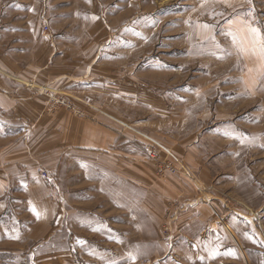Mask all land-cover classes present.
I'll list each match as a JSON object with an SVG mask.
<instances>
[{
	"label": "rangeland",
	"instance_id": "obj_1",
	"mask_svg": "<svg viewBox=\"0 0 264 264\" xmlns=\"http://www.w3.org/2000/svg\"><path fill=\"white\" fill-rule=\"evenodd\" d=\"M18 1H28L39 22L43 0ZM57 2L58 9L46 11L54 30L71 32L80 54L100 49L97 64L109 75H129L132 87L154 94L160 107L40 87L46 112L65 109L112 125L143 148H132L130 185L112 184L106 159L56 170L52 177L64 198L60 231L43 245L36 241L43 239L41 222L33 232H19L22 224L12 218L16 234L9 241L0 233V264H60L62 256L70 264H146L144 258L167 252L165 239L185 198L199 194L211 207L210 228L202 238L192 232L164 263L152 264H264V59L251 32L264 38V0ZM2 20L23 24L14 16ZM40 25L50 33V24L45 31ZM20 127L0 122V147L21 142ZM153 151L178 172L158 176ZM170 178L181 179L185 198L170 195L178 189Z\"/></svg>",
	"mask_w": 264,
	"mask_h": 264
},
{
	"label": "crops",
	"instance_id": "obj_2",
	"mask_svg": "<svg viewBox=\"0 0 264 264\" xmlns=\"http://www.w3.org/2000/svg\"><path fill=\"white\" fill-rule=\"evenodd\" d=\"M57 1L43 0L42 12L36 14L39 22L31 19L35 13L28 12V1L0 2V122H18L22 131L16 134L26 135L19 143L0 147V233L9 241L16 234V226L13 227L11 222L17 216L22 224L19 232L26 228L27 233L33 232L36 221L42 223L43 228L38 232L44 231L43 239L36 241L43 245L49 241L51 233L60 231L56 220L63 215L64 198L59 182L52 177L56 170L83 166L84 161L94 164L98 158L106 159L105 168L110 174L107 178L112 184L130 185L132 148H143L130 133L115 130L112 125L80 118L65 109L46 112L47 96L38 90L40 87L77 97L117 98L122 102L133 100L149 107H160L157 105L159 98L154 94L144 88L132 87L129 75L128 78L124 74L119 78L109 75L108 67L97 64L100 49L95 52L86 49L80 54L70 42L76 40L71 32L64 34L54 30V19L49 15L48 22L46 11L52 7L58 9L60 2ZM4 15L22 18L23 24L3 21ZM42 19L50 24V33L42 31ZM60 41L64 48L59 47ZM6 136L13 138L12 133ZM43 171L47 172V177L42 176ZM136 181L140 182L141 177ZM169 181L178 184V189H172L176 194L170 193L171 196L180 199L185 195L181 179L170 178ZM200 195L190 199L184 196L186 206L173 221V233L165 239L167 252L151 259L153 263H164L174 246L179 247L180 242L187 243L188 238L192 239V232L202 238L203 232L210 228V204L199 201ZM15 208L24 211L17 214ZM128 210L126 207L122 211ZM181 235L182 241H178ZM39 243L33 249L40 247ZM58 262L70 264V257H59ZM45 263L52 261L48 259Z\"/></svg>",
	"mask_w": 264,
	"mask_h": 264
},
{
	"label": "built area",
	"instance_id": "obj_3",
	"mask_svg": "<svg viewBox=\"0 0 264 264\" xmlns=\"http://www.w3.org/2000/svg\"><path fill=\"white\" fill-rule=\"evenodd\" d=\"M45 20L42 19V24L43 27H44V31L47 30V25H45ZM56 102H59V99H55L53 98ZM64 100L60 101L61 103L63 102ZM151 158H155V162H156V166H157V169H156V173L158 176H161L163 175L164 173L166 174H175L176 172H178V169L176 166H173V167H169L167 165H165L162 161V160H159L158 158H156L155 154H154V151L152 153L149 154ZM47 172L43 171L42 172V176L43 177H47ZM143 262H146V264H152L153 263V260H151L150 258H144Z\"/></svg>",
	"mask_w": 264,
	"mask_h": 264
},
{
	"label": "snow or ice",
	"instance_id": "obj_4",
	"mask_svg": "<svg viewBox=\"0 0 264 264\" xmlns=\"http://www.w3.org/2000/svg\"><path fill=\"white\" fill-rule=\"evenodd\" d=\"M251 32L254 34L255 40H254V44L255 42L258 40L259 41V54L261 56L262 59H264V38L260 37V33L258 29L252 28ZM255 50V48H254ZM34 213L37 215V217H39V213H36L35 209H33ZM81 243H83L82 241H79ZM216 253L213 252V255H215ZM231 254V253H229ZM133 259H135V257H132Z\"/></svg>",
	"mask_w": 264,
	"mask_h": 264
}]
</instances>
